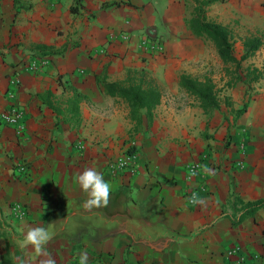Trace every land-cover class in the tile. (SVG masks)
I'll return each instance as SVG.
<instances>
[{"label":"crops","instance_id":"obj_1","mask_svg":"<svg viewBox=\"0 0 264 264\" xmlns=\"http://www.w3.org/2000/svg\"><path fill=\"white\" fill-rule=\"evenodd\" d=\"M195 7L230 31L237 58L244 39L261 42L242 63H254L244 75H258L247 78L256 99L232 123L215 112L204 114L179 86L182 62L169 49L185 38L192 39L187 45L206 39L185 23ZM143 39L160 42L162 53L140 49ZM186 57L188 64H205L193 51ZM41 58L48 59L45 67L27 69L30 60ZM263 61L264 0H0V113L8 106L9 79L16 76L25 120L21 134L0 121V259L8 251L14 262L23 256L25 264H38L14 239L20 229L43 226L54 233L47 251L56 264H79L85 251L88 264H264V207L232 224L243 203L264 198ZM142 73L158 87L160 102L137 123L103 82ZM240 82L224 87L240 90ZM75 95L78 115L69 105ZM234 108L240 109L237 102ZM132 141L136 175L112 176L106 163ZM203 154L212 172L188 178L186 165ZM87 168L111 184L108 206L92 212L82 208L87 197L75 182ZM192 189L202 203L187 202ZM14 203L26 207L24 217L11 210ZM234 246L242 248L245 261L226 254Z\"/></svg>","mask_w":264,"mask_h":264},{"label":"trees","instance_id":"obj_2","mask_svg":"<svg viewBox=\"0 0 264 264\" xmlns=\"http://www.w3.org/2000/svg\"><path fill=\"white\" fill-rule=\"evenodd\" d=\"M77 2L78 0H74ZM77 10V5L72 7V12ZM193 35L205 37L211 42L215 52L220 59L225 76L228 78L225 82L226 87H232L237 82L242 81L243 76L240 74L242 63L261 47L259 39L250 37L244 39L243 53L237 58L234 51V43L230 31L220 24L209 22L205 19L202 7H195L192 17L185 22ZM47 54V53H44ZM245 78L254 80L258 75H253L247 71ZM106 93L111 97H117L125 101L129 107V113L132 120L140 122L142 112L145 111L148 118L151 117L152 110L160 102V92L153 80L146 79L144 74L127 76L125 79L117 82H103ZM179 86L189 96H192L199 104L203 113L212 115L221 108L222 102L218 97L216 84L210 77L198 79L187 74L179 77ZM80 100L79 95L69 100L70 111L78 115L77 104ZM224 104L230 108L234 120L246 112L247 103L243 104L240 109H233L229 99L225 97ZM264 207V198L243 203V212L232 224H238L245 218L252 217L259 209ZM0 264H17L13 261L11 254L7 251L0 259Z\"/></svg>","mask_w":264,"mask_h":264},{"label":"built area","instance_id":"obj_3","mask_svg":"<svg viewBox=\"0 0 264 264\" xmlns=\"http://www.w3.org/2000/svg\"><path fill=\"white\" fill-rule=\"evenodd\" d=\"M51 1V0H50ZM122 40L127 41L128 36L120 33ZM138 47L145 51L146 53H162L163 48L160 42L143 39L139 42ZM48 64L47 58L41 59H32L30 60L26 67L29 71L34 72L36 70L45 67ZM19 79L16 76H12L9 79V88L6 91L5 97L8 100V106L0 113V121L3 125L11 127L16 134H21L25 130V120H24V111L17 101V94L19 90ZM79 149L83 148V145L79 143ZM137 145L135 141L130 142L120 155L117 157L111 158L106 163V170L112 176L118 175H128L130 177L136 175L137 173V162H138V152L136 149ZM239 151L241 153L245 150V139L243 138L239 144ZM206 155L201 156V160L197 162H191L186 165V174L188 178H194L198 175L203 174L204 161ZM241 165L242 162H239ZM25 167L23 164L18 165V171L23 172ZM195 173V175H193ZM197 192L195 189L189 190L185 193L186 200L190 205L192 199L197 197ZM11 210L19 217H24L27 214V209L21 203H14L11 207ZM228 256H236L238 260L245 261V255L240 246H234L226 253Z\"/></svg>","mask_w":264,"mask_h":264},{"label":"clouds","instance_id":"obj_4","mask_svg":"<svg viewBox=\"0 0 264 264\" xmlns=\"http://www.w3.org/2000/svg\"><path fill=\"white\" fill-rule=\"evenodd\" d=\"M205 173H211L212 169L203 168ZM195 175V173H193ZM75 182L79 189L86 194L82 208L87 212L107 207L111 196V184L105 181L103 175L95 168H87L77 174ZM194 204L202 203L195 197L191 201ZM20 237L14 239V243L22 254L32 253L38 258V264H56L47 251L48 243L54 238V233L43 226L27 227V230L20 229ZM17 264H25L23 256L16 257ZM79 264H88L87 252L79 255Z\"/></svg>","mask_w":264,"mask_h":264},{"label":"rangeland","instance_id":"obj_5","mask_svg":"<svg viewBox=\"0 0 264 264\" xmlns=\"http://www.w3.org/2000/svg\"><path fill=\"white\" fill-rule=\"evenodd\" d=\"M191 9L192 7H188ZM187 20V19H185ZM189 30V29H188ZM188 39L192 41L191 38H185V42L181 43L180 45H177L176 43H173L170 47V51H173L176 53V57L180 59L179 62H182V64L179 66L180 71L183 72V74L187 73V71L192 70V73H188L189 75L196 74L194 77L202 78L203 75L209 76L217 85L218 89V95L219 99L222 102V106L219 111L215 112V115L222 116L224 120H227L228 123L234 122L233 114L231 113V110L225 106L224 99L227 97L229 99V102L232 104L233 109L234 103L237 102L239 107L241 108L243 104L250 103L251 101L256 99V86L253 85L250 81L248 82V79L243 76L242 81L238 84V87L241 89L238 90L237 87H234L232 90L225 89L224 87V81H226L227 77L224 76V71L222 69L220 61L217 60V54L215 52L214 47L212 44L207 41L206 39L202 38H195V43L188 44ZM157 40V39H154ZM187 41V42H186ZM195 52L198 53V55L202 58L204 56L205 64L201 61L193 62V63H186V56L188 52ZM236 52V51H235ZM201 60V59H200ZM191 64H194L196 67H192ZM245 63L243 64V68L240 70V73L244 75V67L253 65ZM264 70V61L262 66H260ZM264 73V72H263ZM225 79V80H224ZM235 92V94H238L239 96L235 98L232 94ZM232 99H237V101H233ZM239 109V108H238ZM244 128H242V131H244ZM242 133V132H241Z\"/></svg>","mask_w":264,"mask_h":264}]
</instances>
